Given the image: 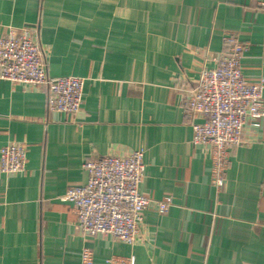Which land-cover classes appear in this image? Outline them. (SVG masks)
<instances>
[{"label": "crops", "instance_id": "1", "mask_svg": "<svg viewBox=\"0 0 264 264\" xmlns=\"http://www.w3.org/2000/svg\"><path fill=\"white\" fill-rule=\"evenodd\" d=\"M264 0H0V35L38 28L48 74L85 78L77 114L48 107V92L0 78V150L27 145L23 173L0 170V264H264V119L229 148L225 185L193 144L181 88L228 50L248 44L244 77L264 78ZM201 121V118H196ZM143 148L142 194L173 197L144 212L142 241L86 236L62 196L85 185L83 163Z\"/></svg>", "mask_w": 264, "mask_h": 264}, {"label": "built area", "instance_id": "2", "mask_svg": "<svg viewBox=\"0 0 264 264\" xmlns=\"http://www.w3.org/2000/svg\"><path fill=\"white\" fill-rule=\"evenodd\" d=\"M225 41L228 50L214 58L216 65L204 67L195 85L181 88L183 106L192 119V142L209 147L211 180L219 189L226 182L229 148L243 142L247 123L259 127L264 119V78L251 82L242 71V59L249 46L231 36ZM0 78L45 88L50 110L71 114L81 110L85 78L48 74L46 53L36 27L10 28L0 35ZM26 162L24 142H10L1 148L2 172L23 173ZM83 167L88 171L87 183L71 186L62 199L73 204L77 226L86 236L103 233L137 244L143 239L144 212L154 207L164 214L173 205L170 195L154 199L141 193L147 170L143 148L127 156L90 157ZM130 261L133 264L134 258ZM82 263H95L94 252L88 247L82 251Z\"/></svg>", "mask_w": 264, "mask_h": 264}]
</instances>
